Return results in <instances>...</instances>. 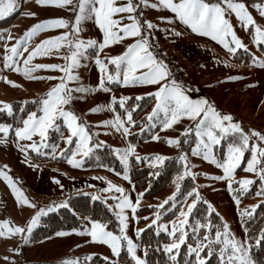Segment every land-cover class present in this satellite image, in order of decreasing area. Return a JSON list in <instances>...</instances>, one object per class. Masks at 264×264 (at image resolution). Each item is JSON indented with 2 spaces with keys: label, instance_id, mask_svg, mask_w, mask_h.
Here are the masks:
<instances>
[{
  "label": "rangeland",
  "instance_id": "1",
  "mask_svg": "<svg viewBox=\"0 0 264 264\" xmlns=\"http://www.w3.org/2000/svg\"><path fill=\"white\" fill-rule=\"evenodd\" d=\"M158 2L159 0H149L148 5H145L143 0L134 1L135 4L139 5L138 9L140 11L137 9V15L141 23L144 20H148L154 25L152 29L145 27L143 30V34L148 36L151 50L153 51L152 46L160 48L161 55L170 58L174 63L172 66L176 69L171 70L166 62L153 51L157 58L167 65L171 77L182 82L186 89H190L188 94L193 99L205 97L209 101L214 102L216 108L222 113H230L234 117V120L241 123L242 127L245 124L247 127L246 131L254 129L264 133V66H262V63H264V53L260 50L261 45L264 47V43H256L254 41V27L252 25L245 27L244 22L237 18L235 12L228 9L223 0H220L221 7L225 9V17L229 20L238 38L246 45V48L238 50L247 51L253 56L252 62L243 64L233 58L238 50L235 54H231L222 44L211 39V37L192 32L188 26L175 18V14L170 9L151 7L152 4H158ZM233 2L238 1L233 0ZM115 3L122 5L127 3V0H115ZM243 3L246 10L253 17L255 24L264 29V15H261V12L264 11V0L261 3L253 5ZM77 11L78 0H71L69 4L62 6L41 4L37 0H15L14 10L7 15L0 16V19H3L17 12L9 25L0 26V101L12 105L16 101L41 100L45 93L57 83H60L61 78L66 77V73L61 72L59 69L39 68L30 73V76L35 78H29L22 71L17 72L12 70L11 67H4L5 53L8 52L10 54V46L32 25L40 21L57 18H63L68 21L66 27L47 28L35 34L28 45V50L23 51V56L14 58L21 66H23V59L27 57L28 53L37 44L49 37L59 36L64 32L70 33L67 40L80 39L85 42L89 39L102 40L103 33L95 23L94 15L90 17L85 15V18L78 25L80 29L78 32L72 28ZM128 15L129 13L126 12L117 13L113 18L119 19L121 16L127 17ZM166 18H172V22L169 23ZM122 23H129V21L124 19ZM157 31L161 32L164 41H161ZM177 32L180 35H176L175 33ZM136 39L138 37H125L116 43L100 49L99 58L106 64V69L104 70L95 62L98 50L96 47L83 49V54L79 56V66H73L70 69L78 79L67 80V87L72 89V99L64 107L80 118L78 122L85 124L92 137L89 144L95 145L92 147L89 156L84 157L83 163L80 166L77 167L69 164L64 156L52 155L48 137L47 144L49 147H43L41 152L38 153L26 148L32 141L39 143L40 137L38 135H33L32 140H18L15 136L16 128L13 131L9 128L6 136L3 132H0V170H3L7 176L12 178V182L27 197L30 205H35V207H32L18 202L5 176L0 175V221L8 220L11 222L7 226L0 227L4 231H7L9 227L17 225L25 228L24 233L0 236V264H33L54 260H60V264L64 261H78V264L88 262L89 264H100L93 259L94 257L102 260L108 257L107 261H115L117 256L112 253L108 245L101 242H93L90 236L84 233L85 226L90 228V220L83 219L81 227L75 228L78 229L77 232H73L72 229L64 230L57 232H62L64 235H57L56 233L37 242H33L30 239L32 231L41 224V218L61 208L54 207L53 211H47L50 206L56 204L62 205L67 201L68 197L78 194H88L92 199L95 196L97 198L94 200L102 201L111 210L117 221L116 230L110 231L118 233L119 220L116 216L118 209H114L117 201L113 197H120L121 193L117 192L115 188H109V182L123 188L124 195H127L133 203H135L137 195L143 193L134 214L131 209H124L129 220L126 231L134 241L138 242V237L135 234L136 229L142 228L145 230L148 228L145 226L150 225L151 220L157 214L156 205L162 204L163 201L175 192V200H170L167 204H164L162 209H159L160 219L157 222L158 224H166L169 229L171 228L170 222L178 218L181 206L191 202L190 198L185 200V196L179 197L182 182L186 177L192 181L191 189L196 187L202 197V201L204 203L205 201L209 202L214 209L213 212L222 218L223 223L229 225V232L241 241L245 239L242 220L248 215H243L242 213L247 211L252 214L254 210L251 206L258 205V203L264 201V196L257 194L261 189L262 183L259 176L255 172L245 170L247 160L251 157L250 149L245 150L240 165L237 167L232 178L233 190L229 191L226 179H213L215 176L223 175V169L210 160H205L202 153L201 155L192 154L191 149L196 144L194 132L188 134V142H184L185 136H182L181 133L185 128L193 126V121L189 118L181 117L169 128H163L161 125L159 131L155 134L159 139L153 140L151 138L140 144L130 143L129 136L136 131L140 132L145 125L139 128L126 125L129 128V132L128 134H124L122 129L117 131L112 125H104L102 123L103 121L114 120L118 115L113 109L115 104L119 105L120 97L136 99L139 96L144 98L147 97L146 93H151L158 87L156 84L141 83L124 85L122 83V71L119 75L120 82L115 80L109 82L107 80L108 75L115 76L117 72L116 66L109 62V58L122 54L126 50L127 45L133 43ZM226 39L231 42L230 36ZM70 54V45L67 42H62L59 50L52 49L47 55L34 57L29 67H34L36 64H59L64 67L70 63L69 60L65 59ZM143 71L145 69L137 70L138 73ZM229 76L236 78L228 79ZM5 77L7 81H12L14 84L6 82ZM102 77L105 79L108 91L98 87ZM113 84H117L118 87L113 88ZM79 87H83L86 91H76L75 89ZM113 96L117 98L115 103L112 102ZM108 105H111V107ZM154 105L155 99L151 107L144 113L145 118ZM96 106H101L99 111H90V109ZM0 111L7 112V110L3 109L2 104H0ZM36 113L38 115L41 114L40 112ZM126 118L125 113L121 119L126 121ZM57 122H61L66 127L62 118H58ZM0 125L8 124L0 123ZM22 126L23 124L19 127ZM69 134L67 130V134L62 135V137H67ZM170 138L179 139L180 144L178 146L169 144L167 140ZM75 139L73 138V142L69 145H66L62 139L63 142L56 145V152H59L61 149H65L67 152L69 148H75ZM251 143L264 147V141H259L258 139L250 140ZM221 145L222 141L221 144L213 146V151L216 158L223 161L227 145L225 146L223 155L219 152ZM128 146H134L133 152L129 155V162L131 159L137 161L135 159L136 156H140L141 158L147 157L148 159H141L137 162L140 163V167L150 170L162 168L165 161L173 156L179 157L183 153L186 156L188 168L195 174V178L184 176L183 179H178L177 176L167 188L154 195H144L148 186L136 192L132 188L130 179L124 178L125 166L115 151L117 148L123 149ZM102 147L111 149L112 154L122 166L120 173L104 167L97 169L84 167L85 159L90 157L96 149ZM21 149L25 150L22 151ZM66 155L70 156L71 151L66 153ZM79 155H77V159H79ZM157 155H162L166 159L163 163H156L154 166L151 161ZM45 156H48L49 159L43 160L39 158ZM261 160L262 165H264V158H261ZM183 163L185 165V161ZM4 166L7 167L5 168ZM127 175L129 177V163ZM241 179L253 180V184L249 186L247 192L243 195H240L241 186L236 183V181ZM56 181H59V183ZM177 184L180 185L179 190H177ZM237 197L239 198V204L236 202ZM180 202V208L177 210L176 215L170 219H165L164 216L174 210ZM205 204L208 206V203ZM110 205L113 207L110 208ZM40 208H44L46 214L39 218L38 222L33 226L32 231L28 233L26 228L30 222V218ZM151 227L157 233L156 226L153 225ZM160 233L167 235L163 230ZM24 236H27V240L23 239ZM169 242H171V238L165 243ZM17 248L19 251H14ZM122 252L127 253L126 247L121 249L120 253ZM137 254L144 258V252L141 247L138 248ZM179 254L180 250L177 253L176 264L179 263ZM89 256H91V259H86ZM187 256L189 255L187 254ZM5 257H8V259H5ZM129 258L131 259L130 256ZM132 262L134 264V261Z\"/></svg>",
  "mask_w": 264,
  "mask_h": 264
},
{
  "label": "snow or ice",
  "instance_id": "2",
  "mask_svg": "<svg viewBox=\"0 0 264 264\" xmlns=\"http://www.w3.org/2000/svg\"><path fill=\"white\" fill-rule=\"evenodd\" d=\"M41 4H56V5H67L71 0H37ZM149 0H143L145 5H148ZM223 3L227 5L228 9L235 12L237 18L244 22L245 27L252 25L254 27V41L256 43H264V29L255 24L253 17L246 10L245 4L242 0L238 2H233V0H223ZM139 5L134 3V0H127V3L118 5L115 0H78V11L75 14V23L72 24V28L78 32L80 29L78 25L85 18V15L95 17V23L99 26L101 32L103 33V38L101 41L95 39H89L86 42L80 39L67 40L70 33L64 32L56 37H49L39 44L36 45L23 59V66H21L15 57L23 56V51L28 50V45L35 34L43 31L47 28L54 27H66L68 21L63 18L49 19L40 21L30 28L25 30V32L16 39V42L10 46V54L8 52L4 55V67L12 68V70L17 72H23L25 76L31 77L30 73L35 71V69H59L61 72L66 73L65 78H61L60 83L53 86L44 97L39 101L40 107L39 112H30L27 118L23 119L22 127H17L15 129V136L17 139H27L32 140L33 135H38L40 137L39 143L32 141L28 144L26 148L32 149L36 152H41L43 147H49L47 144V137L50 129L56 131L60 130V125L56 123L58 118H62L64 124L69 131L67 137H62L66 145H69L75 139V148L70 149L71 155H66V150L61 149L56 152V145H51L52 155L64 156L67 162L73 166H80L83 163L84 157L89 156L92 147L95 145H90L91 135L87 130L83 122H78L80 119L72 111L67 110L64 106L68 105L72 99L71 92L72 89L67 87V80H75L78 77L73 74L70 69L73 66H79V56L82 55V50L88 47H96V64L100 66L102 70L106 69V64L99 58V50L104 47L116 43L125 37H138L133 43L127 45L126 50L117 56H112L109 58V62L116 66V75H108L107 80L109 82L119 81V75L122 71L124 85L128 84H156L158 87L151 93H146L148 97L155 99V105L152 107L151 111L147 113L146 119L150 122L152 127H155V121L162 124L163 128H169L174 123H176L181 117H187L193 121V126L185 128L181 133L185 136V143L188 142L187 135L194 132L196 144L192 147L191 152L193 155L203 154L205 160H210L212 163L216 164L218 167L223 169V175L215 176V180H227L228 189L232 191L233 176L240 165V162L244 156L245 150L250 149L251 157L247 160L246 171H251L257 173L261 183V189L258 191V195L264 196V165H262L261 158H264V147H259L256 143H251L250 140L258 139L259 141H264V133L258 130L246 131L239 121L234 120V117L230 113H222L219 111L214 102L209 101L205 97H200L193 99L188 92L190 89H186L182 82L177 81L172 78L167 65L159 60L154 52L151 50V45L149 44L148 36L143 34V30L152 29L154 27L153 23L148 20H144L141 23L139 16L137 15V9ZM151 7H164L170 9L172 13L175 14V18L181 21L184 25L188 26L192 32L202 34L211 39L218 41L223 45L229 53L235 54L238 49L246 48L240 38L236 35L232 28L229 20L225 17V9L221 7L220 3L212 2L209 3L207 0H159L158 4H152ZM15 8V0H0V16L7 15L11 13ZM129 13L127 17H119V19H114L113 16L117 13ZM34 15V14H33ZM142 15V14H141ZM264 15V11L261 12ZM124 19H127L129 23H122ZM165 19V18H162ZM168 22H172V18H166ZM180 35V33H175ZM231 37V42L226 38ZM67 42L70 45V56L65 57L70 63L62 67L59 64H36L34 67H29L30 62L34 57L38 55H47L52 49L59 50L61 43ZM74 48V50H72ZM264 66V63H262ZM138 69H145L143 72H137ZM236 77L229 76L228 79H235ZM6 82L14 84L12 81ZM99 88L108 91L109 89L105 85L104 77L101 78ZM78 92L86 91L83 87L75 89ZM116 97H112V102H116ZM127 97L119 98V105L121 108L125 109L126 121L121 119L119 115L115 117L114 120L103 121L104 125H112L117 131L123 130L124 134H128L129 128L126 125H134L136 121L132 117V110L125 107V101ZM137 100H141L142 97H136ZM3 105V109L7 110L8 114H12L13 106L8 103L0 101ZM111 107V105H108ZM101 106H96L90 111L96 112L100 110ZM139 107V105H136ZM114 110V109H113ZM162 114V116H161ZM146 127L148 125H145ZM10 125H0V132H3L5 136L8 134ZM153 140L159 139L158 136L153 135ZM222 140H230L227 143V151L225 153V158L223 161L218 160L214 155L213 146L221 144ZM169 144L179 145V139H168ZM22 151L25 149H21ZM134 146H128L123 149L117 148L115 151L119 155L121 162L125 166L124 178L128 179L127 170L129 163V155L133 152ZM79 159H77V155ZM137 161L141 159H148L147 157L141 158L136 156ZM166 157L162 155H157L151 161L155 166L156 163H163ZM179 160L185 161V170L182 174L178 176V179H183L184 176H192L195 178V174L192 173L187 165V159L185 154L181 153ZM5 168L7 166H4ZM0 175H4L5 179L8 181L9 185L12 187L13 193L16 195L17 201L22 202L24 205H30V201L26 196L23 195L22 191L16 188L15 184L12 182V178L7 176L3 170H0ZM59 183V181H56ZM240 188V195L247 192L249 186L253 184L252 179H241L236 181ZM177 190H179L180 185H176ZM109 188H115V190L121 193L120 197H113L116 200L114 209L116 211L117 219L119 220V232H113L107 229L105 223L90 219L89 217H83L84 220H90V228L85 226L84 233L89 235L93 242H101L110 247L112 253L116 256L120 254L123 247H126L127 254L131 257L134 264H148L146 258H142L137 254V250L140 247L139 242L134 241L127 234L128 227V216L125 214L124 209H131L132 213L136 212L137 207L140 203V198L143 193L137 195L135 203L127 196L124 195V189L117 187L116 185L109 182ZM176 193L173 192L162 204L156 205L158 210L155 217L151 220L150 225L145 227L156 226L157 234L163 230L171 238V242L163 244V251L169 257V264H176L177 253L179 252L181 245L186 244L188 238L189 229L193 233V242L187 244V254L193 255L195 260L193 264H206L208 257H211L215 252L219 257V264H257L251 255L250 241H255L256 244L264 242V228L259 230L256 236H246V238L241 241L235 237L234 234L229 232V225L223 223L222 228H217L214 235L212 234V224L211 221L205 217V222L202 223L200 220H196L190 225L189 218L193 214V209L196 207L197 202L202 200L200 193L197 191L196 187H193L191 191L186 193L185 200L189 197H194L191 199L190 203H186L181 206L178 218L171 223V228L166 224L157 223L160 219L159 209L164 207L170 200H175ZM97 197L93 196V199ZM237 204H239V198H236ZM208 203L209 212L213 211L212 205ZM35 207V205H30ZM67 201L62 205L56 204L50 206L47 211H53L54 207H67ZM258 205H252L251 208L254 210ZM112 208L113 206H109ZM46 214L44 208H40L31 218L27 225V232L32 231L33 226L38 222L39 218ZM243 215H248L251 217V212L245 211ZM147 219V217H145ZM222 219V218H221ZM11 222L8 220L0 221V226H7ZM201 229H206L203 234H200ZM73 232H77L78 229H72ZM144 231L142 228L136 229V236L140 237L141 233ZM247 232V228L245 227ZM25 228L20 226L9 227L7 231H4L0 227V236H5L15 233H24ZM57 235H64V233H57ZM23 239L27 240V236ZM14 251H19V249H14ZM148 246L144 248V257L147 256ZM206 253V255H202ZM8 259V257H5ZM86 259H91V256L86 257ZM106 261L108 257L104 258ZM62 264H78V261H64Z\"/></svg>",
  "mask_w": 264,
  "mask_h": 264
},
{
  "label": "trees",
  "instance_id": "3",
  "mask_svg": "<svg viewBox=\"0 0 264 264\" xmlns=\"http://www.w3.org/2000/svg\"><path fill=\"white\" fill-rule=\"evenodd\" d=\"M137 2V0H134ZM208 2H217L220 0H207ZM238 1V0H236ZM248 5H253L256 3H261L262 0H242ZM140 11V9H138ZM17 12L11 14L10 16L0 19V26L4 27L9 25L15 17ZM158 35H160L161 41H164V37L161 35L160 31H157ZM155 54L163 59L168 67L171 70H175L176 68L172 66L174 63L168 57H164L161 55V50L158 47L152 46ZM260 50L264 53V47H260ZM234 60L240 61L243 64H249L253 61V56L244 50H238V52L234 55ZM174 74V73H173ZM113 88H117V84L112 85ZM39 101L40 99H36L33 101H16L12 103L13 112L12 114H8L5 111H0V123H5L10 125L11 131L15 128L22 125L23 119L27 118L30 112H39ZM154 98L144 97L141 100H137L135 98H130L125 101V107L132 110L136 105V107L132 111V117L136 121L133 128H139L142 125L145 126L140 132H134L129 136V142L132 144H140L152 138L155 135L162 124L156 121V126L152 127L151 124L146 120L144 113L151 107ZM115 112L123 117L125 115V109L121 108L118 104L114 105ZM60 125V130H50L48 133V143L49 145H57L58 143L63 142L62 135L67 134V128L61 123L57 122ZM244 129L247 127L243 124ZM230 140H222V145L219 147L220 154L223 155L225 146L229 143ZM70 152V148L66 153ZM40 159H49L48 156L39 157ZM246 158V156H245ZM244 158V159H245ZM140 163L131 159L129 162V179L132 184V188L134 191L139 192L148 186L144 195H154L165 188H167L172 180L182 174L185 169V165L183 161L179 160L178 156H173L169 160L165 161L162 168L158 170H150L144 167L139 166ZM85 168H107L113 170L117 173L122 171V166L119 161L112 154V151L108 147L98 148L92 153V155L85 159ZM192 181L190 178H184L179 197L186 196V193L191 190ZM236 193V192H235ZM190 199L194 197H189ZM67 207H61L56 211L48 213L47 215L41 218V224L38 225L31 233L30 239L33 242L40 241L44 238L51 237L57 232L64 230H71L74 228L81 227L83 217H89L90 219L99 220L105 223L107 229L116 230L117 221L115 220L114 214L111 210L99 200H94L88 194H78L68 197L67 199ZM181 202L175 207L174 210L170 211L168 214L164 216L165 219H170L176 215L177 210L180 208ZM205 217H207L212 224V234L214 235L215 230L217 228H222L223 220L213 211L209 212L208 206L204 203V201L200 200L197 202L196 207L193 209V214L189 218L190 225L193 224L196 220H200L202 223L205 222ZM242 226L244 230V236H256L259 233L261 228H264V201L258 203V206L254 209L251 217L247 216L242 220ZM245 227L247 228V232L245 231ZM206 229H201L200 234L202 235ZM170 237L166 234L160 233L157 234L154 232L153 227L146 228L138 237V242L140 244L141 249L144 252L145 246H148L147 256L144 257L147 259L148 264H169V257L166 255L162 249V244L168 242ZM193 233L189 229L188 238L186 244L182 245L180 248V254L178 256V264H193L194 256H187V244L193 242ZM250 255L251 257L257 261V264H264V242L260 244H256L255 241H250ZM202 255H206V253H202ZM96 262L100 264H133L132 260L129 258L127 253H120L115 261H105L98 257L93 258ZM61 261H50L46 263H33V264H60ZM84 264H89L84 263ZM206 264H219V257L214 252L211 257H208L206 260Z\"/></svg>",
  "mask_w": 264,
  "mask_h": 264
},
{
  "label": "crops",
  "instance_id": "4",
  "mask_svg": "<svg viewBox=\"0 0 264 264\" xmlns=\"http://www.w3.org/2000/svg\"><path fill=\"white\" fill-rule=\"evenodd\" d=\"M262 46V45H261Z\"/></svg>",
  "mask_w": 264,
  "mask_h": 264
}]
</instances>
